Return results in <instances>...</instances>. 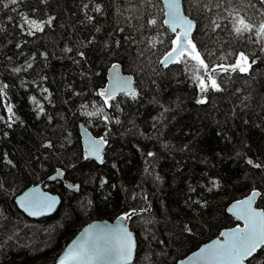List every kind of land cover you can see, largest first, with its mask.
I'll return each instance as SVG.
<instances>
[{
  "label": "trees",
  "instance_id": "16d2710c",
  "mask_svg": "<svg viewBox=\"0 0 264 264\" xmlns=\"http://www.w3.org/2000/svg\"><path fill=\"white\" fill-rule=\"evenodd\" d=\"M182 1L196 23L192 53L164 68L159 61L176 34L163 26L159 0H20L16 11L0 10V82L12 85L9 100L19 117L12 128L0 123V264L53 263L76 233L73 224L113 210L106 220L133 213L131 264H174L240 225L225 213L231 201L256 189L264 210V169L246 163L264 162V0ZM24 16L55 19L28 36L17 26ZM26 62L31 69L12 73ZM115 63L132 75L138 98L119 94V108L111 109L97 93ZM193 74L209 77L212 87L222 81L223 90L197 103ZM32 96L43 104L42 115ZM78 123L104 138L100 164L85 158ZM161 140L172 148L161 149ZM57 168L63 180L47 182ZM39 182L61 202L50 217L31 220L13 200ZM246 264H264V247Z\"/></svg>",
  "mask_w": 264,
  "mask_h": 264
},
{
  "label": "snow or ice",
  "instance_id": "6c2138e0",
  "mask_svg": "<svg viewBox=\"0 0 264 264\" xmlns=\"http://www.w3.org/2000/svg\"><path fill=\"white\" fill-rule=\"evenodd\" d=\"M20 0H0V10L10 9L16 11V7ZM82 8L87 9L88 3H83ZM96 12H100V6L95 7ZM88 20L92 17L88 16ZM55 17H48L47 20H40L23 17V23L18 24L22 34L33 36L36 32H43L45 24L48 27L52 26ZM8 20L11 21L12 17L9 16ZM20 47L19 44L16 45ZM66 52H71V48L64 49ZM83 56V53H80ZM169 60L163 61V67H168ZM115 70L116 65L112 66ZM32 68L31 62H26L22 66L12 67V73L20 74L22 71L26 72ZM193 73L195 69H192ZM212 75L219 76L221 73H211ZM194 75V74H193ZM204 76V74H201ZM195 87L198 89L200 98L197 100L199 104L207 102V93L211 90L214 92H221L222 81H216V86L212 87L209 77L204 76L203 80L197 79L194 75ZM131 78H124L114 74L113 81L110 87L100 90L97 95L102 99L105 107L111 109H118L120 101L117 95L121 94L130 97L131 100L136 101L138 93L131 87ZM12 87L8 82H0V123H4L8 128H12L13 124L19 119L17 113L14 111L11 100H9V89ZM44 93L48 92L47 88L42 90ZM47 99L48 97H44ZM31 102L36 105L38 109L37 116L44 113V106L41 104L36 96L31 97ZM105 107H101L98 111L103 113ZM96 112H90L88 115L94 116ZM105 123H109L110 117L104 116ZM119 124V119L116 120ZM7 135V133H4ZM105 143L103 137L99 141L92 140L89 142L88 153L90 156H95L100 159L99 151L101 145ZM45 147H53L51 144ZM153 153H148V156H153ZM86 159L88 156L85 157ZM7 164L11 165L12 161L7 160ZM246 163L255 169H264V162H256L249 158ZM56 177H53L55 179ZM73 191H79V186H67ZM261 196L259 191H252L251 194L245 199L236 202L228 208L239 221H243V227H237L228 232H222L220 235L224 237L223 241L216 240L212 244L200 248L193 256L188 257L187 264H244L246 260L251 258L260 248L264 247V211H258L253 208L254 200ZM58 203L57 197L51 196L47 193L41 192L38 188H33L26 192L18 201L17 204L23 211L30 217H38L48 215L55 210ZM133 215L132 212L122 214L117 218L115 227L107 224L99 225L94 224L89 228L84 229L79 240L74 241L71 246L64 252L58 259V264H130L133 249L135 247L132 233L124 226V222L129 220ZM190 231V230H189ZM11 239V236H8ZM2 243V241H0ZM180 264H185L181 261Z\"/></svg>",
  "mask_w": 264,
  "mask_h": 264
},
{
  "label": "water",
  "instance_id": "95a60500",
  "mask_svg": "<svg viewBox=\"0 0 264 264\" xmlns=\"http://www.w3.org/2000/svg\"><path fill=\"white\" fill-rule=\"evenodd\" d=\"M159 2L161 3L162 7H163V21H162V24L165 28H167L171 33L175 34L177 33V42H176V45L174 48H172L168 53H166L159 61V67L161 68H164L162 65H163V61L165 60H169V57H171V61L169 62V65L174 63L176 61V59L182 54V52H188V53H192V49L190 48L188 42L189 40L191 39V37L193 36L194 32H195V28H196V23L194 20H192L186 13H185V10H184V6H183V1L182 0H159ZM113 65H116L117 68L114 70L113 69ZM111 65L107 71H106V84H105V87H110L111 84H112V81H113V76L114 74H117L121 77H124V78H131L132 80V85L131 87L135 90V87H134V81H133V77L131 74L129 73H126L123 71L122 67L118 64V63H115ZM136 91V90H135ZM119 95V94H118ZM77 132H78V135H79V138H80V145H81V148L83 150V153H84V156H88L87 159L89 160H92L93 162L97 163V164H100L101 161H102V158H103V153L102 151L104 150V147H105V143L103 145H101V148H100V151H99V156H100V159H97L95 156H90L89 153H88V147H89V142L92 141V140H96V141H99L100 138L98 137H94L86 128L85 126L82 124V123H78L77 125ZM53 177H56L55 179H53ZM64 178V171L61 169V168H57L52 174H50L46 181L47 182H54V181H60V180H63ZM44 183L42 182H39V183H36V184H30L28 185L27 187H25L20 193H18L13 202H14V205L16 207V209L26 218L28 219H31V220H38V219H41V218H46V217H50L51 215H53L59 205H60V202H61V198L60 196L57 194V193H52L46 189L43 188V185ZM68 185H72V186H78L77 184H73L71 182H65L64 183V186L69 189L67 186ZM33 188H38L41 192L43 193H47L51 196H54V197H57L58 199V203L55 207V210L53 212H51L50 214L48 215H44V216H38V217H30L28 216L22 208L19 207V205L17 204V201L26 193V192H29L31 189ZM71 192L73 193H76L77 191H73L71 189H69ZM256 190V189H254ZM252 190V191H254ZM250 191L247 195L239 198V199H236V200H233L231 201L225 208V213L230 216L231 218H233L234 220L238 221L240 223V225H237V226H234V227H229V228H224L222 229L218 236L217 237H214L212 239H210L209 241L205 242V243H202L201 245H199L196 249H194L193 251H191L189 254H187L186 256H184L183 258L177 260L174 264H180L181 261H184L185 264H187V260H188V257L190 256H193L196 252H198L200 250V248L202 247H205L209 244H212L214 241L216 240H221L223 241L224 237H222L220 235V233L222 232H228L230 230H233L237 227H243V221H239L235 218V216L230 213L228 211V208L231 207L232 204L236 203V202H239L243 199H245L246 197H248L251 192ZM258 191V190H256ZM259 197H257L254 202H253V208L255 210H258V211H264L262 208H259L257 207V200H258ZM117 218H114L112 220H106V219H93L87 223H85L83 226H81L77 232L71 237V239L63 246V248L61 249L60 253L57 255V257L55 258L54 262L53 263H50V264H58V259L64 254V252L66 251V249L69 248V246H71L73 244L74 241H77L80 239L82 233L84 232V229L86 228H89L90 226L94 225V224H99V225H109L111 227H115L116 224H117ZM124 226H126L128 228V230L132 233V236H133V241H134V244H135V247L133 249V253H132V258H131V261H130V264L133 263L134 259H135V256H136V252H137V240H136V236H135V233L130 229L129 227V224H128V220L126 222H124ZM261 249V248H260ZM259 249V250H260ZM258 250V251H259ZM257 251V252H258ZM256 252V253H257ZM255 253V254H256ZM255 254L249 258L248 260H246L244 262V264H246L249 260H251Z\"/></svg>",
  "mask_w": 264,
  "mask_h": 264
},
{
  "label": "rangeland",
  "instance_id": "374dc122",
  "mask_svg": "<svg viewBox=\"0 0 264 264\" xmlns=\"http://www.w3.org/2000/svg\"><path fill=\"white\" fill-rule=\"evenodd\" d=\"M190 43H191V42H189V45H190ZM241 58H242V56H239V57H238L239 60H240ZM218 69H219V70H224V67H218ZM163 126H164V125H163ZM158 138H162V135L159 134V135H158ZM161 144H162V146H161L162 148H161V149H163V150H164V149H167V148L170 147V146H168V144L166 145L165 143H163L162 140H161L160 145H161ZM170 148H172V147H170ZM146 175H147L146 178H149V177L151 178V177H152V173H149V174H146ZM153 176H154V175H153ZM152 180H153L152 183L154 184V181H156V180H155V179H152ZM159 191H160V190H158V192H154V194H153V195H156V196H157V199H158V196L160 197V193H159ZM257 204H259L258 200H257ZM159 206H160V209H161V210H163V211L165 210V209L163 208L164 206H163L162 204H159ZM113 212H114V210H113L111 213L103 214V215H99V218H100V219H106V218H109L110 215H111ZM82 226H83V225H82ZM79 227H81L80 224H73V226L70 227V231H71L72 229H74V230L77 229V228L79 229ZM150 228H151V227H149L148 230H149L150 233H151V231H152L154 228H151V229H150ZM78 229H77V230H78ZM154 231H155V229H154ZM76 232H77V231H76ZM155 233H156V231H155ZM74 234H75V233H74ZM154 235H155V234H154ZM167 236H170V234H168ZM59 248H60V246H59L57 249H59ZM57 249H54L51 253H54ZM60 251H61V250H60ZM44 259H45V258H43V260H44Z\"/></svg>",
  "mask_w": 264,
  "mask_h": 264
},
{
  "label": "flooded vegetation",
  "instance_id": "af4514ba",
  "mask_svg": "<svg viewBox=\"0 0 264 264\" xmlns=\"http://www.w3.org/2000/svg\"><path fill=\"white\" fill-rule=\"evenodd\" d=\"M256 206L259 207V208H261L260 206H258V204Z\"/></svg>",
  "mask_w": 264,
  "mask_h": 264
}]
</instances>
